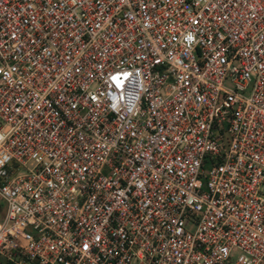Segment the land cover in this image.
<instances>
[{"label":"built area","instance_id":"obj_1","mask_svg":"<svg viewBox=\"0 0 264 264\" xmlns=\"http://www.w3.org/2000/svg\"><path fill=\"white\" fill-rule=\"evenodd\" d=\"M0 264H264V0H0Z\"/></svg>","mask_w":264,"mask_h":264},{"label":"rangeland","instance_id":"obj_2","mask_svg":"<svg viewBox=\"0 0 264 264\" xmlns=\"http://www.w3.org/2000/svg\"><path fill=\"white\" fill-rule=\"evenodd\" d=\"M207 169L209 168V166H205Z\"/></svg>","mask_w":264,"mask_h":264}]
</instances>
